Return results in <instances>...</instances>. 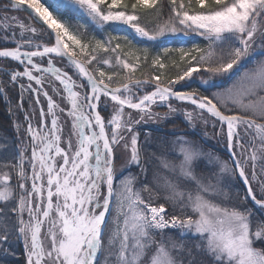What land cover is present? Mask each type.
I'll return each mask as SVG.
<instances>
[{
	"label": "snow or ice",
	"instance_id": "obj_1",
	"mask_svg": "<svg viewBox=\"0 0 264 264\" xmlns=\"http://www.w3.org/2000/svg\"><path fill=\"white\" fill-rule=\"evenodd\" d=\"M25 5L55 34L54 44L38 42L43 33L8 15ZM165 8L163 23L151 30L142 26L146 10L161 18ZM79 12L100 29L123 24L142 41L171 38L181 46L164 47V56L158 52L150 63L144 47L143 56L132 53L135 61L130 62L121 44L112 43L119 36L98 39L93 46L72 34L62 18ZM0 33V42L15 45L0 47V60L23 68H0L12 85H19L20 109L25 92L35 94L36 104L41 94L47 100L38 123L32 122L34 113L24 114L28 143L0 162V264L15 256L13 238L23 241L26 264H264V59H256L264 57V0H9L0 7ZM190 34L207 47L192 44L186 51ZM122 39L132 44L127 35ZM176 52L179 61L166 65ZM56 58H66L79 83L56 66ZM104 66L125 75L106 72ZM143 66L160 74L133 79ZM165 70L176 74L168 78ZM194 76H201L197 83L203 93L182 90L195 82ZM23 78L27 85L19 83ZM45 84L67 108L57 104ZM149 85L153 90L140 95ZM5 93L0 80V94ZM102 97L106 108L112 102L108 117L99 111ZM172 100L187 102L193 110ZM154 107L168 111L161 114ZM62 115L71 120L67 136ZM180 115L193 129L196 121L205 129L211 124L213 133L203 136L222 140L230 163L183 136L172 142L177 160H169L163 148L160 156L147 152L136 128ZM15 127L19 131L21 125ZM0 150L7 148L0 145ZM118 155L126 157L119 170ZM201 164L207 174H198ZM125 165L139 172L124 176ZM235 179L243 192L231 191Z\"/></svg>",
	"mask_w": 264,
	"mask_h": 264
},
{
	"label": "trees",
	"instance_id": "obj_2",
	"mask_svg": "<svg viewBox=\"0 0 264 264\" xmlns=\"http://www.w3.org/2000/svg\"><path fill=\"white\" fill-rule=\"evenodd\" d=\"M0 2L2 4L6 3L5 0H0ZM44 2H45V0H44ZM47 2L51 3L50 0H47ZM160 2L163 3L164 0H160ZM157 7H159V5ZM167 11H168L167 8H165L164 9L165 15L161 18H158L156 12H153L152 10H146V14L142 17V26L144 24H146L148 26L149 30H151L152 28L155 27L156 24L163 23V21L167 19ZM77 14H79V13H65L64 17H69V18H71V20L72 19L76 20L75 16ZM77 27L79 30H81L80 24ZM88 29L90 31L91 28H88ZM83 38L85 40L90 41V39L88 38V36L85 33L83 35ZM129 39L132 41V45H135L142 52V56H143V48L148 47L149 53H150L149 63L151 60V56L156 55L158 52L162 55V57L164 56V53L162 52L164 47L158 43L147 41L146 44H143V43L139 42V38L137 36L135 38L130 37ZM122 42L126 43L124 40H120L119 43L121 44ZM174 47L178 48L179 44L178 45L174 44L171 46V48H174ZM177 54H178V52L172 53L171 57L169 59L165 60V64L170 66L171 59H176L177 61H179ZM192 55H194V53ZM260 58H262V57H260ZM109 71L111 72L113 70L111 69ZM116 71H120V70L118 69ZM165 71H166L168 78H171L176 74L175 71H167V70H165ZM135 73L136 74L133 76V79H135V78H149L150 79L151 75L160 74L159 71L153 72L152 69L150 67H147V66L140 67ZM120 75L123 76V75H125V73L121 74V71H120ZM146 87L149 88L148 86H146ZM194 89H198L196 87V85H195ZM204 94H207V93H204ZM171 102H172V104H174L177 107H183V106L188 105L187 103H183V102L176 101V100H172ZM153 111L164 114L168 111V109H167V107H154ZM201 126L202 125H200V127L196 128V129L191 128L184 121L183 116L180 115L178 118H174V119L168 120V121H163V120H157L155 122L147 121V122L139 125L136 129H138V131L140 132L139 133V141L142 145H145L146 151L147 152H155L157 156L161 155L162 148L166 149L167 153H169L168 149H169L171 143L173 141H175L178 137L183 136V137H190L192 140L196 141L199 145H202L203 147H205L207 149L212 148L215 150V153H217V154L221 153V156L227 157L226 152L223 150L224 143L220 139L216 138V143L214 145H211V144H209V142H205L204 140L200 139L202 137L201 132H202V128H203ZM0 134L4 135L3 140L8 145L7 148H8L9 153L7 156H5V158L6 157L12 158L15 155V150H16V146L18 144V139H17V136L14 132L13 121L10 118L9 110L6 108V103H5V101H3V98L1 96H0ZM11 154H12V156H11ZM173 160H177V158H174ZM116 162L118 164V162H119L118 159L116 160ZM156 166H157V162L153 161L152 162V169L155 170ZM132 170H134L136 174L139 172V169L137 167H133ZM197 172H198V174L199 173L207 174L208 169H206L204 167V165L201 164V167L197 170ZM161 175L169 176L170 178H172L170 173H168V172L161 171ZM148 179L149 180L152 179L151 172L149 173ZM160 195L163 196V195H165V193L161 192ZM160 202H163V200H161ZM248 205L252 206L251 202H249ZM166 208H168L170 215L173 214V208L170 204L166 205ZM175 212L177 214L179 213V206H177V208L175 209ZM168 234L173 235V236L176 235L174 232H169ZM12 249L15 252V256H10V258L6 257V258H4L5 261L10 260L12 262V264H26V256H25L24 247L22 249L21 244L15 238H14V243H12Z\"/></svg>",
	"mask_w": 264,
	"mask_h": 264
},
{
	"label": "rangeland",
	"instance_id": "obj_3",
	"mask_svg": "<svg viewBox=\"0 0 264 264\" xmlns=\"http://www.w3.org/2000/svg\"><path fill=\"white\" fill-rule=\"evenodd\" d=\"M42 2H44V0H42ZM50 2L52 3V2H54V0H50ZM109 2H110V0H109ZM8 15H10V16H16V17H19L22 21H23V23L25 24V25H30V26H32V27H35L36 29H37V33L39 34V33H43L44 34V38H43V40L42 41H38V42H42V43H46V44H54V41H53V38H52V36H51V34L44 28V27H42L41 25H39L36 21H34L33 20V18L30 16V15H28V14H25V13H22V12H19V11H17V10H13V11H10L9 13H8ZM75 19L76 20H71V18H69V17H63L62 18V22H65V21H67V23H66V26L67 27H69V31L72 33V34H74V35H77L78 36V38L79 39H81L82 40V42L83 43H85V44H89V43H91V45H95V41L96 40H98V39H103V40H107L109 37H111V36H119L120 37V39H117V40H114L112 43H113V45H115V43H119L120 42V40H123L122 39V37L124 36V35H127L129 38L131 37V38H135L136 37V34L129 28V27H127L126 25H123V24H119V25H116V24H109L108 26H106V27H104L103 29H100V28H98L97 26H95L92 22H90V19H89V17H87L83 12H79V14H77L76 16H75ZM81 25V30H79L78 29V25ZM88 28H91L90 29V31H89V29ZM16 31L17 32H19V29L17 28L16 29ZM96 32L97 33V36H95V38L92 40V39H90V41L89 40H85L84 38H83V35H84V33L86 34L87 32ZM0 34H2V33H0ZM136 41V40H135ZM139 42H141V43H143V44H146L147 43V41L146 40H141V39H139ZM0 44H3L2 42H0ZM158 44H160V45H162L163 47H170L171 48V46L172 45H178L179 43H177L175 40H173V39H171V38H169L166 42H164V43H158ZM192 44H199V46L201 47V48H206L207 47V42L205 41V40H203L202 38H199L198 36H196V35H194V34H190L189 35V39L186 41V42H184V47H185V50L186 51H188L189 49H191V47H192ZM3 45H9V46H11V45H14V44H3ZM121 46H122V49H123V51L125 52V53H128V58H129V61L130 62H134L135 61V56L134 55H132V53H136L137 55H140L141 57H142V52L135 46V45H132V44H126V43H121ZM181 45L179 44V47H180ZM87 52H91V49H88L87 50ZM163 52V51H162ZM194 53V55H196V53L195 52H193ZM192 53V54H193ZM82 57H84L85 58V60L87 59V57L85 56V55H81ZM177 57L179 58V53L177 54ZM104 58H109V57H104ZM256 59L257 60H259V59H264V57H262V58H258V57H256ZM249 66H251V65H249ZM104 70L106 71V72H110L109 70H111V68H109V67H107V66H104ZM112 70H118V69H112ZM120 72V71H119ZM121 74H124V72L123 71H121ZM136 73H134V75H135ZM201 75H203V73H201ZM204 78H206V76L204 77ZM201 79V76H194L193 77V81H195V82H192V83H189L188 84V87L187 88H184V89H182V90H188V91H192L193 89H194V87H195V85H196V87L198 88V81ZM0 80H2L3 81V84L5 85V86H7V84H8V82L9 81H7V79H6V77L5 76H1L0 75ZM231 83V81H228V82H226L224 85H223V87H227L229 84ZM113 85V84H112ZM114 85H117L116 83H114ZM149 88H147V87H145L144 89H143V91H141L139 94L140 95H143L144 94V92L145 91H152L153 90V88H152V86L150 85V86H148ZM199 90L203 93L204 92V90L202 89V88H199ZM217 90H221V89H213L212 91H217ZM134 91H135V89H134ZM8 98H10V100L9 101H7V100H5V103H6V108H8L9 109V111H10V113H13V112H16L17 113V115H19V108H18V106H17V102H21V97L19 98V95L17 94V93H15V91L14 90H11V95L8 97ZM42 98V97H41ZM23 100H24V98H23ZM174 105V104H173ZM23 106H25V105H23ZM38 106H40V104H38ZM175 106V105H174ZM177 107V106H176ZM184 108H187V110H189V111H192L193 109L191 108V106H189V105H187V106H184ZM127 111V110H126ZM14 114V113H13ZM17 123H19L21 126H22V120L21 119H17V121H16V124ZM196 123V125H197V127L196 128H199L200 127V125H202V123L200 122V121H196L195 122ZM201 127H203V125L201 126ZM14 128H15V119H14ZM216 130L218 131L219 130V125H217L216 126ZM136 131L138 132V133H140L139 131H138V129H136ZM204 131H207L209 134H211V133H213V128H212V126H211V124H209V126L205 129L204 127L202 128V132H201V134H202V137L200 138L201 140H204L205 142H209V144H211V145H214L215 143H216V138H207V139H205L204 138V136H203V133H204ZM3 136L4 135H1L0 134V145H4L6 148H7V143L3 140ZM187 139H191L190 137H186ZM192 140V139H191ZM222 141V140H221ZM223 142V141H222ZM28 143V138L27 137H25V133H23L22 131H21V135H19L18 136V144H17V146H16V149L19 147V148H22L25 144H27ZM224 147H223V150L226 152V156L227 157H223V156H221V153H215V150L214 149H212V148H210V149H207V148H205V147H203L202 145H200V147L202 148V150L204 151V152H212L215 156H218L221 160H223V161H229V163H230V160H229V154H228V152H227V149H226V147H225V145H223ZM15 147V146H14ZM15 149V148H14ZM168 152H169V155H168V159L169 160H173L174 158H176V156L173 154L174 152H175V145L173 144V143H171V145H170V147H169V149H168ZM8 148H7V151H3V150H0V159H2V160H0V162H7L9 159H12V158H9V157H6L5 158V156H7L8 155ZM29 153H30V151H29ZM11 156H12V154H11ZM8 159V160H7ZM118 159H119V163H118V170L120 169V166L122 165V164H125V160H126V157L124 158V159H121L120 158V156L118 155ZM121 160V161H120ZM14 162V161H13ZM132 168L133 167H127L126 165H125V168H124V172H123V175L124 176H127V175H129V174H132V175H136V173H135V171L134 170H132ZM213 171H214V169H212ZM208 171H209V169H208ZM208 173V172H207ZM200 174V173H199ZM120 178H123L122 176L120 177ZM13 183H15V177H14V174H13ZM116 183H118V181L116 182ZM135 187L136 188H139L140 187V184L139 183H137L136 185H135ZM189 187H191V188H193V190H194V186H192V185H190ZM236 190H239V191H241V192H243L244 191V186H243V184L239 181V179H235L234 180V187L231 189V191H236ZM165 195H166V193H165ZM214 202H216V203H219L220 202V200L219 199H217L216 201H214ZM224 206H228V205H224ZM248 207H252V206H249L248 205ZM253 211H256V209H254L253 208ZM259 214V213H258ZM169 235V234H168ZM12 243H14V238H13V242ZM9 258H10V256H8ZM5 264H12V262L10 261V260H8V261H5Z\"/></svg>",
	"mask_w": 264,
	"mask_h": 264
},
{
	"label": "flooded vegetation",
	"instance_id": "obj_4",
	"mask_svg": "<svg viewBox=\"0 0 264 264\" xmlns=\"http://www.w3.org/2000/svg\"><path fill=\"white\" fill-rule=\"evenodd\" d=\"M37 59H38V62H39V58H37ZM46 59L47 58H45V66H47L46 65ZM55 64H56L57 67H60L64 71H68L69 72V75H72L73 76V79H75L77 81V83L80 82L79 77L74 75L75 69L74 68H70L68 66V63H67V60L66 59L61 60L59 58H56L55 59ZM0 66H2L1 68H18L20 71H23V68L21 66H19L14 61L13 62H9V61L0 60ZM0 75L1 76L2 75L5 76L6 79L8 80V77H9L8 75H4L3 73H0ZM19 83H22V84L27 85V83H28L27 78H23ZM33 87H38V86H36L34 84V82H33ZM45 88L49 91V94L53 96V99L56 100L57 104H59L61 107L65 108L64 107V104H62L59 101L60 99H59L58 95L56 93H54L52 91V89L47 84H45ZM17 90H18V95H19V98H20L21 95L19 94V89H17ZM41 97H44V96L41 94L40 99H41ZM23 98H24L23 105H25V106H23V110L20 109V116H21L22 120L24 121V114H25V112H28L30 114H33L34 113V115H33V121L32 122L34 124L38 123V121H39V110H40V107L43 106L44 107V110L47 111V100H46V98L44 97L45 98L44 103L40 102V106H38V104H36V102H35L36 101L35 94L25 92L24 95H23ZM102 99H103V97L101 98V100ZM20 104H21V102H20ZM99 111H100V114L102 116H104V114L101 112L102 110L100 109ZM61 118H62L61 121L64 124V135L67 136V134L71 130V120L69 118H67L65 115H62ZM49 120H50V118H49ZM26 127H27V124H26L25 127H23L24 131H25V128ZM24 133H25V137H27L26 132H24ZM29 151H30V149H29ZM117 159H118V156H117ZM118 161H119V159H118ZM116 165H117V169H118L117 162H116Z\"/></svg>",
	"mask_w": 264,
	"mask_h": 264
},
{
	"label": "bare ground",
	"instance_id": "obj_5",
	"mask_svg": "<svg viewBox=\"0 0 264 264\" xmlns=\"http://www.w3.org/2000/svg\"><path fill=\"white\" fill-rule=\"evenodd\" d=\"M3 5L0 3V7H2ZM86 35L88 36V38L89 39H94L95 38V36H97V33L96 32H87L86 33ZM54 41V43H55V40H53ZM15 45H11L10 47H14ZM53 56H55V54H53ZM80 59H84L85 60V58L84 57H82V56H80L79 57ZM258 58H260V57H258ZM66 59V58H65ZM135 79H149V78H135ZM7 81H9L8 82V84H7V86H5L4 85V87L6 88V93L5 94H0V96L3 98V101H5V100H7V101H9L10 100V98H8L10 95H11V90H14L15 91V93H17L18 94V90L17 89H19V94H20V88H19V85H12L11 83H10V79H9V77H8V80ZM59 82H56V87L57 88H60L61 86L58 84ZM50 90V89H49ZM194 90V89H193ZM29 97V96H28ZM58 97H59V101L62 103V104H64V107L65 108H67L68 107V105H67V103H66V101H64V100H62L61 99V97L58 95ZM44 101H45V98L44 97H42L41 99H40V102H42V103H44ZM184 103V102H183ZM19 103H17V106H18V108H19V115H17V113L16 112H13V113H10V111H9V115H10V118L12 119V121H13V127H14V119H15V125H16V121H17V119H21L22 120V118H21V116H20V107H19ZM184 107V106H183ZM8 109V108H7ZM102 110L101 112L104 114V116L105 117H108L109 116V113L112 111V102L111 101H108V106H107V108L105 107V98H103L102 100H101V102H100V105H99V110ZM9 110V109H8ZM61 120H62V118H61ZM26 126V122L25 121H23L22 120V126L20 127V130L19 131H17V129H16V127L14 128V132H15V134H16V136L18 137L19 135H21V131L24 133L25 131H24V129H23V127H25ZM17 150V149H16ZM16 150H15V153H16ZM0 160H2V159H0ZM18 240V239H17ZM19 241V243L21 244V246H22V249H23V247H24V244H23V241L22 240H18Z\"/></svg>",
	"mask_w": 264,
	"mask_h": 264
},
{
	"label": "water",
	"instance_id": "obj_6",
	"mask_svg": "<svg viewBox=\"0 0 264 264\" xmlns=\"http://www.w3.org/2000/svg\"><path fill=\"white\" fill-rule=\"evenodd\" d=\"M8 3H9V0H6ZM19 10H23V11H25V12H27L29 15H31L32 16V18H34V14L31 12V10H28L27 9V6L25 5V6H19ZM34 20L35 21H37L38 23H40L41 25H43L41 22H39L36 18H34ZM44 26V25H43ZM45 28H46V26H44ZM47 29V28H46ZM49 32H50V34L52 35V37H53V39L55 40V34L54 33H52V31L50 30V29H47ZM140 80H143V79H140ZM154 83V82H153ZM227 152H228V150H227ZM229 154V153H228Z\"/></svg>",
	"mask_w": 264,
	"mask_h": 264
}]
</instances>
